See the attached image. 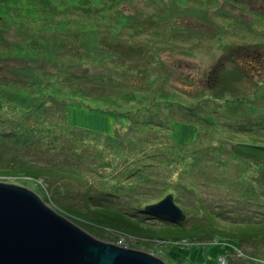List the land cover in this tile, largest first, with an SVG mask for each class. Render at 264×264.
<instances>
[{
    "label": "rangeland",
    "instance_id": "374dc122",
    "mask_svg": "<svg viewBox=\"0 0 264 264\" xmlns=\"http://www.w3.org/2000/svg\"><path fill=\"white\" fill-rule=\"evenodd\" d=\"M49 5V11L38 15L41 6L35 0H16L8 7L13 14L0 20V78L9 82L7 92L0 91V182L32 190L56 214L98 240L149 253L165 264H264V239L230 241L215 233L189 242H173L168 235L156 241V236L136 238L73 217L74 212H87V200L97 197L98 205L129 212L145 226L163 227L168 220L151 218L143 210L172 195L184 211V229L207 227L204 209L213 214L218 210L225 221H264V161L241 160L231 151L234 143L264 142V0H50ZM200 8L201 15L190 13ZM121 17L129 19L126 24H118ZM68 20L79 24L83 36L94 34L84 46V58L75 60L82 71L72 85L68 74L46 78L44 61L16 54L34 53L31 49L41 44L60 45L65 34L55 23ZM42 31L46 40L36 38ZM73 46L66 48L65 62L73 59L68 55L74 54ZM26 65L31 67L26 74L36 79L32 81L41 80L46 87L32 85L25 73L21 78L6 70ZM216 67L226 94L210 90L206 82L218 83L212 80ZM127 75L134 76L133 82L149 81L156 90L181 93V101L193 100L188 104L197 110L189 122L174 124L166 137L155 140L153 150L165 156L150 169L136 163L141 171L134 175L125 153L78 134L126 131L128 123L101 112L107 107L99 112L84 107L83 98L89 99L84 96L89 92L111 97ZM22 91L29 94L28 110L17 103ZM74 92L83 98L73 97ZM235 98L226 106V100ZM61 114L67 124L57 123ZM28 163L56 164L76 175L33 180L21 171Z\"/></svg>",
    "mask_w": 264,
    "mask_h": 264
},
{
    "label": "trees",
    "instance_id": "16d2710c",
    "mask_svg": "<svg viewBox=\"0 0 264 264\" xmlns=\"http://www.w3.org/2000/svg\"><path fill=\"white\" fill-rule=\"evenodd\" d=\"M49 1L50 0H35V2L39 3V5L41 6L39 11L37 10V13L38 12L40 13L38 15H44L43 13L45 10L47 11L50 10L51 6L49 5ZM14 2H16V0H0V17H1L0 20H2L5 17V15L13 14L11 13L8 7ZM30 5L34 7L32 3ZM180 12L183 14L188 13V11H180ZM193 12L195 13L194 15H201L199 13L201 12V8L194 10L190 13ZM177 15L179 16V14ZM128 20L129 19L121 17L120 20L121 22H119L118 24L120 25L126 24ZM40 21H42V17H40ZM45 23H47V21ZM55 24L57 26H60L58 30L61 31L58 32L59 33L63 32L65 34L64 35L65 38L63 39L60 45L54 44L52 48H49L47 45L41 44L40 46H36V48L31 49L34 50V53L16 52V54L18 55L19 58L22 57V59L24 60L31 58L33 59L32 61H36V60L44 61L45 66L43 67L44 70L42 71V73H44V76L46 78L47 77L49 78V76L61 77L64 76L65 73L68 74L69 75L68 81L72 85V83H75V80L76 81L78 80L79 75L82 71L80 69L81 64L76 61L82 60L84 58L86 53V51L84 50L85 49L84 46L86 43L90 44V38L93 37L94 34L88 35V32H86L85 35L83 36L82 28L79 27V24L70 20L56 22ZM89 29H95L94 25H89ZM43 32L44 31L40 32L39 33L40 36L36 37L38 40L47 39V37H44L46 36L47 32L46 33ZM53 35H54L53 38L58 37V34L57 35L53 34ZM173 36L175 37L176 34H174ZM71 41H72V45L70 43ZM69 44L71 47L74 45L73 46L74 54H68L73 59L69 62L67 61L65 62V60L63 59H65V57L67 56V54H65V50L66 48L69 47ZM22 46L27 47V45H22ZM94 51H95V44L93 45L92 48H90L88 52L90 54H93ZM143 51L144 53L146 52L145 50ZM108 53L111 55H115L119 59L126 57L125 54L122 55L120 58V56L117 54H114L112 52H108ZM130 59L132 60V57ZM49 68L55 71L54 75L53 74L50 75V71L47 70ZM6 70L10 71L11 73H14L13 74L14 76L25 78L23 76V73H25V75H28L26 73H30L31 67H28L26 65V68L20 70H14L11 68ZM216 70L217 67L213 69V72L215 73V77L212 78V80L218 83L211 84L210 81H206V82L209 84L210 90H215V91L219 90L218 93L226 94L228 93V89L226 88L223 82L217 80ZM130 71L133 72L132 70ZM133 77L134 76L127 75L125 77L127 81L119 83L120 85L123 83V85L119 87L121 88V90L115 91V93L108 98L105 96H99L97 94L95 95L92 92H91L92 94L89 92L87 93V95H84L89 99L83 98L81 95L80 97H78L79 95L75 97L76 96L75 92L72 94V96L75 98L78 99L83 98L84 100H86V102H84L85 104L84 107L97 112L101 111L102 108L107 107V110L105 111L102 110L101 112L112 114L116 116L117 119H122L123 121L128 123V127L126 131L123 132V134H119V132H117L113 136H104L86 130L79 131L78 134L87 135V136L89 135L91 137H94V139H97V141L99 140L100 143L108 144L110 148L114 150L118 149L123 153H125L126 155L123 154V157L131 165L132 175H134V173H136L137 171H141L140 168L134 167L136 163H140V162L142 164L145 163L147 167L144 168L150 169L151 166L156 164L157 162L156 160H159L165 156L159 153H155V151L153 150L154 142L158 137H162L161 135L166 137V135L169 134V131L171 132V129H173L174 124L179 122H189L191 119H193V117L197 116L196 108L191 107L188 104L193 100H189L187 102L181 101L180 99L181 93L172 94L166 90L163 92V89L159 90V88L156 90L154 89L155 88L154 86H151L152 83H150L149 81H147V84H144L143 82H133L132 81ZM28 79L32 85H38V88L46 87V85H44L41 80H39L38 82L36 81V83L33 82L32 79L34 78L31 77V75H28ZM11 81L12 80H10V82ZM8 83H9L8 80L6 79L3 80L0 78V91L7 92L6 90L8 88ZM17 83H20V81H17ZM148 83L151 87L150 89L148 87ZM79 93L81 94V92ZM22 94H23L22 96L23 98L21 99V101L17 103H19V106L22 107V109L28 110L26 109L27 108L26 106L28 105V102L30 100L28 98L29 94H27L24 91H22ZM58 94H60V92ZM157 94H159V96L161 97H159ZM237 99L238 98H235L234 99L235 101L226 100L225 101L227 103L226 106L232 104L233 102L235 103ZM129 103L134 104L135 107H130V108L127 107V104ZM95 106H97L96 109H92V107ZM65 107L69 108L68 105L64 106L63 110L61 111L63 112V114ZM124 107H127L126 108L127 110L125 114H122L120 113V111L123 110ZM228 107H225L227 112L230 109ZM117 111L120 113L119 115L115 113ZM65 113H66V109H65ZM63 114H61L62 116L60 115L61 117L58 116L56 118L57 123L60 121L64 124L65 123L67 124L66 115ZM229 116L230 115H226V118ZM169 137H171V133ZM164 140L166 141L168 140L169 142H171L170 140L173 139L171 138L169 140L168 138H165ZM234 144H243V143H234ZM234 144H231V146ZM257 146H264V142L258 143ZM176 147H187V146L176 144ZM130 160H132L133 164L130 162ZM123 162L125 164V161ZM21 171L29 175L27 177H30L31 175L30 178H32L33 176L32 178L33 180H35L36 178H40L44 175L46 176H55V175L66 176L69 174L76 175L75 173H72L73 170L70 169L68 170L67 167L56 166V164L31 165L28 163L23 166V170ZM91 199L94 200L95 202H92ZM90 202H92L93 204H91ZM86 207H87V212L86 211L84 213L74 212L73 217L78 219V221L81 220L82 222H85L83 220L84 217L87 219L89 218L94 222H96L97 223L96 225H98L99 227L120 234L122 233L124 235H130L136 238L149 239L156 236L157 238L153 240L164 241V236L168 235L173 238V242H184V241L189 242V240L192 238L202 237L206 234L211 235L216 233L220 237H223L225 240H230V239L241 240V238L248 239L249 237H251L255 241L264 239V221L256 222V223H248V224H240L235 219L232 221H225L223 219L222 220L219 219L221 214H219L218 210L216 211L217 212L216 214H213L208 212L206 209H204L203 214L205 215V217L208 219L209 222L207 227L196 226L188 230L182 228L183 226L182 223H174L169 220L168 223L164 224L163 227L157 228L153 226H145L141 222L142 219L137 218V216L130 215L129 212H118V210L114 208L98 205L97 197H90V200L89 199L87 200ZM160 219L166 221L164 218H160ZM88 222H90V220H88Z\"/></svg>",
    "mask_w": 264,
    "mask_h": 264
},
{
    "label": "water",
    "instance_id": "95a60500",
    "mask_svg": "<svg viewBox=\"0 0 264 264\" xmlns=\"http://www.w3.org/2000/svg\"><path fill=\"white\" fill-rule=\"evenodd\" d=\"M244 160L264 161V146L234 144ZM144 213L183 223L185 215L168 195ZM0 264H165L135 249L98 240L47 207L32 190L0 182Z\"/></svg>",
    "mask_w": 264,
    "mask_h": 264
}]
</instances>
